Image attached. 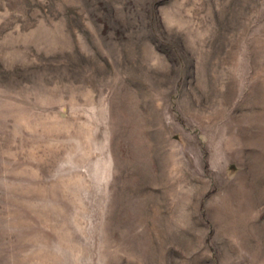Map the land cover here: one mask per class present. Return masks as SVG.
<instances>
[{
  "label": "rangeland",
  "instance_id": "1",
  "mask_svg": "<svg viewBox=\"0 0 264 264\" xmlns=\"http://www.w3.org/2000/svg\"><path fill=\"white\" fill-rule=\"evenodd\" d=\"M0 264H264V0H0Z\"/></svg>",
  "mask_w": 264,
  "mask_h": 264
}]
</instances>
